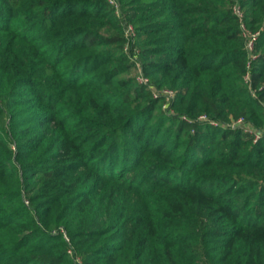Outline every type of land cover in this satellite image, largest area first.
<instances>
[{"label": "trees", "instance_id": "obj_1", "mask_svg": "<svg viewBox=\"0 0 264 264\" xmlns=\"http://www.w3.org/2000/svg\"><path fill=\"white\" fill-rule=\"evenodd\" d=\"M117 1L0 0V264H264V0Z\"/></svg>", "mask_w": 264, "mask_h": 264}, {"label": "built area", "instance_id": "obj_2", "mask_svg": "<svg viewBox=\"0 0 264 264\" xmlns=\"http://www.w3.org/2000/svg\"><path fill=\"white\" fill-rule=\"evenodd\" d=\"M110 1H111L112 4L115 5V7L117 9V13L120 14V5H119L118 1L117 0H110ZM235 12L241 18H243V12L238 6L235 7ZM243 29H244L245 34L249 37V41H248V44H247V49L249 51H253L254 45H255V41H256L259 33H251V32H249L248 29L245 27V25H243ZM125 35H126V38L128 40V43L126 45V50H128L130 42L132 40H134V37L136 35L135 28H134V26L132 24H127L126 29H125ZM249 68H250V64H249ZM136 70H137L136 78H137L138 82L150 87L152 92H153L154 97L162 99L164 101L163 107H164V109H167L168 106H169V103L175 98L176 91L171 89V88H156V87H154L152 85V80L148 76H146L144 74V71H143V68H142V65H141L140 62L136 63ZM245 80H246L247 83L250 82V73L246 74ZM201 119L202 120H207L208 118H207L206 115H203V116H201ZM238 124L239 125L240 124L244 125L245 124L244 123V118H240L233 125H238ZM67 239L69 240L68 237H67ZM73 252H74V249L70 248L69 249V253L72 254ZM77 263H81V261L79 259H77Z\"/></svg>", "mask_w": 264, "mask_h": 264}, {"label": "rangeland", "instance_id": "obj_3", "mask_svg": "<svg viewBox=\"0 0 264 264\" xmlns=\"http://www.w3.org/2000/svg\"><path fill=\"white\" fill-rule=\"evenodd\" d=\"M136 73H137V70H136V68L135 69H132L131 71H130V76H135L136 75ZM162 108H164V107H162ZM164 110V109H163ZM170 114H172V113H174V110L173 109H168L167 110ZM239 125V124H238ZM243 126V128H245L246 130H248V129H252L253 130V126L251 125V124H249V123H246L245 125H242ZM255 130V129H254ZM261 131L260 130H256V133H260ZM71 257H73L74 258V260L77 262V259H79L80 261H81V263H78V264H82L83 263V260H82V258H81V256L80 255H76L75 254V251L71 254Z\"/></svg>", "mask_w": 264, "mask_h": 264}]
</instances>
